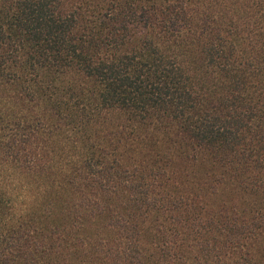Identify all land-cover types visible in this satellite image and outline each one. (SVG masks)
<instances>
[{
  "label": "trees",
  "instance_id": "16d2710c",
  "mask_svg": "<svg viewBox=\"0 0 264 264\" xmlns=\"http://www.w3.org/2000/svg\"><path fill=\"white\" fill-rule=\"evenodd\" d=\"M0 264H264V0H0Z\"/></svg>",
  "mask_w": 264,
  "mask_h": 264
},
{
  "label": "rangeland",
  "instance_id": "374dc122",
  "mask_svg": "<svg viewBox=\"0 0 264 264\" xmlns=\"http://www.w3.org/2000/svg\"><path fill=\"white\" fill-rule=\"evenodd\" d=\"M10 171V169L7 167H4V166H0V173H5V172H8Z\"/></svg>",
  "mask_w": 264,
  "mask_h": 264
}]
</instances>
